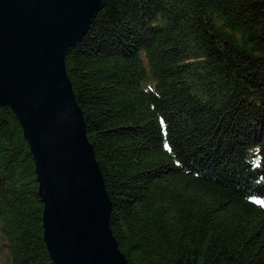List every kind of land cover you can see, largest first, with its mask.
<instances>
[{"label": "trees", "instance_id": "1", "mask_svg": "<svg viewBox=\"0 0 264 264\" xmlns=\"http://www.w3.org/2000/svg\"><path fill=\"white\" fill-rule=\"evenodd\" d=\"M127 264H264V0H105L66 56ZM0 110V256L52 264Z\"/></svg>", "mask_w": 264, "mask_h": 264}, {"label": "water", "instance_id": "2", "mask_svg": "<svg viewBox=\"0 0 264 264\" xmlns=\"http://www.w3.org/2000/svg\"><path fill=\"white\" fill-rule=\"evenodd\" d=\"M104 2L0 0V110L10 109L29 148L52 264L128 263L65 63Z\"/></svg>", "mask_w": 264, "mask_h": 264}, {"label": "rangeland", "instance_id": "3", "mask_svg": "<svg viewBox=\"0 0 264 264\" xmlns=\"http://www.w3.org/2000/svg\"><path fill=\"white\" fill-rule=\"evenodd\" d=\"M0 264H11L5 257L0 256Z\"/></svg>", "mask_w": 264, "mask_h": 264}]
</instances>
